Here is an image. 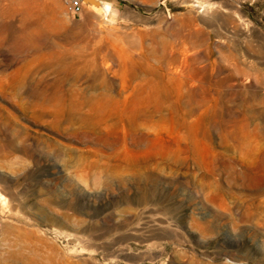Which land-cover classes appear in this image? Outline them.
Masks as SVG:
<instances>
[{"label":"rangeland","instance_id":"374dc122","mask_svg":"<svg viewBox=\"0 0 264 264\" xmlns=\"http://www.w3.org/2000/svg\"><path fill=\"white\" fill-rule=\"evenodd\" d=\"M98 1L0 0V264H264V0Z\"/></svg>","mask_w":264,"mask_h":264},{"label":"bare ground","instance_id":"6f19581e","mask_svg":"<svg viewBox=\"0 0 264 264\" xmlns=\"http://www.w3.org/2000/svg\"><path fill=\"white\" fill-rule=\"evenodd\" d=\"M13 4V3H12ZM101 4V3H100ZM105 8H108L109 9V5L105 3L104 5ZM18 11L17 9V5H12L10 7H8L5 11V13L7 12L8 14H14ZM29 12H26V16L27 14H29ZM6 15V14H5ZM32 33V32H31ZM25 34V33H24ZM26 39L28 41V43L33 47H38L39 48V43H38V36L36 35H33V34H27L26 33ZM27 46H29L27 44ZM42 48V47H41ZM43 49V48H42ZM20 76V75H19ZM19 78V77H18ZM24 78V77H23ZM22 79V78H21ZM14 81V80H13ZM9 84V87H10V91L8 93H6L7 95L8 94H12L11 96L15 95V94H20L21 92V89L23 87V83H21L22 80H20L19 82H13ZM18 81V80H17ZM47 83V82H46ZM45 83V84H46ZM57 83V82H56ZM27 85V84H26ZM40 85V84H39ZM43 87V86H42ZM64 86L62 85L61 82L57 83L53 90L50 89L49 87H45V90L41 91L40 94L34 99L32 100V102L30 103L31 106L33 107L34 110L38 111L40 115H44L47 110H48V105H49V102L50 100L53 98V97H58V98H63L64 96ZM39 88V87H38ZM31 89V88H30ZM36 89V88H35ZM40 89V88H39ZM37 90V89H36ZM30 92V90H28ZM26 91V92H28ZM27 95V94H26ZM35 95V94H34ZM29 96V94H28ZM27 96V97H28ZM31 101V100H30Z\"/></svg>","mask_w":264,"mask_h":264},{"label":"built area","instance_id":"2783aa9c","mask_svg":"<svg viewBox=\"0 0 264 264\" xmlns=\"http://www.w3.org/2000/svg\"><path fill=\"white\" fill-rule=\"evenodd\" d=\"M67 3L73 14H78L83 10V0H67Z\"/></svg>","mask_w":264,"mask_h":264},{"label":"water","instance_id":"95a60500","mask_svg":"<svg viewBox=\"0 0 264 264\" xmlns=\"http://www.w3.org/2000/svg\"><path fill=\"white\" fill-rule=\"evenodd\" d=\"M88 3H95L96 5H100V1L98 0H85Z\"/></svg>","mask_w":264,"mask_h":264}]
</instances>
